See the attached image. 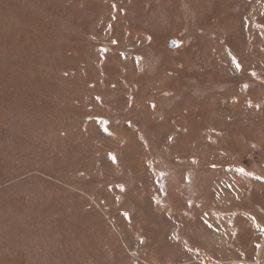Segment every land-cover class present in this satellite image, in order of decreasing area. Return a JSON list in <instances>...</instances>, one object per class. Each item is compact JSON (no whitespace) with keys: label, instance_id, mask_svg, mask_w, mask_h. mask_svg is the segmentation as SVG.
Returning a JSON list of instances; mask_svg holds the SVG:
<instances>
[{"label":"rangeland","instance_id":"rangeland-1","mask_svg":"<svg viewBox=\"0 0 264 264\" xmlns=\"http://www.w3.org/2000/svg\"><path fill=\"white\" fill-rule=\"evenodd\" d=\"M0 264H264V0H0Z\"/></svg>","mask_w":264,"mask_h":264},{"label":"water","instance_id":"water-1","mask_svg":"<svg viewBox=\"0 0 264 264\" xmlns=\"http://www.w3.org/2000/svg\"><path fill=\"white\" fill-rule=\"evenodd\" d=\"M174 46H175V45H174V43H172V41H169V42H168V47H171V48H172V47H174Z\"/></svg>","mask_w":264,"mask_h":264},{"label":"crops","instance_id":"crops-1","mask_svg":"<svg viewBox=\"0 0 264 264\" xmlns=\"http://www.w3.org/2000/svg\"><path fill=\"white\" fill-rule=\"evenodd\" d=\"M190 95H193V94H190ZM178 98H179V95H178ZM135 150V149H134ZM183 164V163H182ZM122 192V191H121ZM194 250H198L197 248H195Z\"/></svg>","mask_w":264,"mask_h":264},{"label":"trees","instance_id":"trees-1","mask_svg":"<svg viewBox=\"0 0 264 264\" xmlns=\"http://www.w3.org/2000/svg\"><path fill=\"white\" fill-rule=\"evenodd\" d=\"M223 154H224V153L222 152L221 155H223ZM225 156H227V155H225ZM212 167H214V165H213ZM214 168H215V167H214Z\"/></svg>","mask_w":264,"mask_h":264}]
</instances>
